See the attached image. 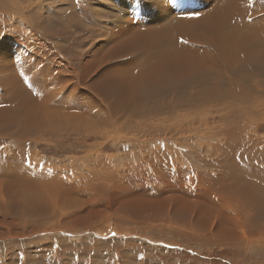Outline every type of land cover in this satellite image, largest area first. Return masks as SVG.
<instances>
[{"label":"rangeland","instance_id":"1","mask_svg":"<svg viewBox=\"0 0 264 264\" xmlns=\"http://www.w3.org/2000/svg\"><path fill=\"white\" fill-rule=\"evenodd\" d=\"M224 1L0 0V264H264V203L241 190H264V0L215 27L236 53L201 19ZM179 48L198 62L182 78ZM152 68V104L132 107ZM226 210L259 232L205 222Z\"/></svg>","mask_w":264,"mask_h":264},{"label":"bare ground","instance_id":"2","mask_svg":"<svg viewBox=\"0 0 264 264\" xmlns=\"http://www.w3.org/2000/svg\"><path fill=\"white\" fill-rule=\"evenodd\" d=\"M233 0H225L224 2H222L216 9H213V14L210 16V17H208V18H201V19H203L205 22H207L208 23V28H212V27H214L213 29H210L211 31H212V36H211V38H210V42H212L214 45L215 44H217V45H222L223 46V44H226V42H227V40H226V36L223 34V31H220V30H217V29H215V27L216 26H224V25H229L230 23H231V20L230 19H232L235 15H236V11H237V9H238V5L236 4V3H234V4H232L231 2H232ZM238 3V2H237ZM239 4V3H238ZM219 11H222L221 13H218ZM223 11L225 12V11H227V12H225V13H223ZM201 19H197V18H191V19H189L188 20V22L186 23V25H182V26H177L176 28H175V30H174V37L176 36V39H179L181 36L182 37H185V36H190V35H192L193 33H194V35H195V30H198V28H200V25H202L203 23L201 22ZM224 24V25H223ZM170 32H172V30L170 31ZM198 33V32H197ZM240 33V32H239ZM238 33V34H239ZM244 33V32H243ZM154 33H152V35H153ZM247 34V33H246ZM155 35V34H154ZM240 35V34H239ZM254 35V34H253ZM143 36V35H142ZM233 36V35H232ZM198 37V36H197ZM233 37H235V36H233ZM236 37H238V35L236 36ZM173 38V37H172ZM248 38V37H247ZM142 39V38H141ZM154 39H155V36H154ZM196 39V38H195ZM238 40V39H237ZM246 40V39H245ZM245 40H243L244 42H246ZM260 41V40H259ZM176 42H177V40H176ZM239 42V41H238ZM251 42V41H250ZM249 42V43H250ZM261 42H262V40H261ZM178 43V42H177ZM229 43V42H228ZM247 43V42H246ZM248 43V44H249ZM260 43V42H259ZM263 43V42H262ZM157 44H158V42H157ZM252 44V43H251ZM254 44V43H253ZM247 45V44H246ZM263 45V44H262ZM181 46V45H180ZM226 46H227V44L224 46L225 47V49H227L229 52H234V53H236V51H237V49L238 48H240V46L241 45H237V44H235L233 41H231V44L228 46V48H226ZM264 46V45H263ZM177 47H179V46H177ZM224 47H221V50L224 48ZM242 47V46H241ZM248 47V46H247ZM220 48V47H219ZM237 48V49H236ZM260 48V47H259ZM180 49H182V48H179V50H172V55L174 56V57H172V60L174 61V63H175V65H176V68H177V70H176V74H178V76H180V75H182V73H184L183 72V70L185 69V70H190V69H195V68H197V65H198V62L196 63V60L195 59H193L194 61H193V63H190V65L186 62V61H183L182 59L183 58H181V57H177V56H179V55H183V53H184V49H183V51L182 50H180ZM192 49H194V48H192ZM252 49H253V46H252ZM261 49V48H260ZM190 50V49H189ZM195 50H196V48H195ZM201 50V49H200ZM220 50V49H219ZM224 50V49H223ZM239 50V49H238ZM180 51H182V52H180ZM191 51V50H190ZM189 51V52H190ZM240 51V50H239ZM239 51H238V53H239ZM243 51V50H242ZM247 52H249L250 54H251V51H249V50H246ZM201 52V51H200ZM222 52V51H221ZM192 53H194V52H192ZM198 53V52H197ZM225 53V52H224ZM233 53V54H234ZM237 53V54H238ZM245 54H247L246 52H244ZM249 54V55H250ZM255 54V53H254ZM264 54V53H263ZM31 55V54H30ZM203 55V54H202ZM235 55V54H234ZM26 56H28V55H26ZM243 56V55H242ZM253 56V55H252ZM255 56V55H254ZM29 57V56H28ZM203 57V56H202ZM233 57V56H232ZM231 56H230V58H232ZM237 57V56H236ZM238 57H239V55H238ZM247 57V56H246ZM249 58V57H248ZM251 58V57H250ZM255 58H256V56H255ZM47 59V58H46ZM45 59V60H46ZM196 59H200V57H198V58H196ZM253 59V58H252ZM25 60V59H24ZM197 60V61H198ZM257 60V59H256ZM22 61V60H21ZM28 61V60H27ZM200 61V60H199ZM203 61V62H202ZM200 63H204V64H209V63H211V62H209V59L208 58H204L203 60H202ZM26 62V61H25ZM42 62V61H41ZM157 62H163L162 60H157ZM209 62V63H208ZM24 63V62H23ZM30 63V62H29ZM38 63V62H37ZM36 63V64H37ZM182 63L184 64V69L182 70L181 69V66H183L182 65ZM199 63V64H200ZM32 64H33V62H32ZM35 64V65H36ZM44 64H46V63H44ZM26 65V64H25ZM24 65V66H25ZM27 65H28V62H27ZM55 65V64H54ZM46 66V65H45ZM157 66H160L159 64H157ZM29 67H30V65H29ZM199 67V66H198ZM202 67V66H201ZM204 67H206V65L204 66ZM209 66L207 65V68H208ZM48 68H49V65H48ZM60 68L61 67H59L58 68V70H60ZM157 68H159V67H157ZM183 68V67H182ZM35 69V68H34ZM160 69V68H159ZM24 70H26V67H24ZM47 70V69H46ZM54 70V69H53ZM157 69L155 68H152V69H150L148 72H145V70H143L142 72H141V74H136V75H134V77H133V82L131 83V81H129V82H127V87H128V89L130 88V94H135V95H131V99H132V101H130L129 102V105H131L132 107H133V105H141V107L143 108V107H148V106H150L151 104H152V99L150 98V94L149 93H147V92H145V93H143L144 91H150L151 89H152V87L155 85V83H156V81H155V78L157 77V76H159L160 74H156V71ZM198 70V69H197ZM196 70V72L197 73H195L196 74V76H198V80L199 79H204L206 76H204V75H206L205 74V72H204V75H201L200 74V71H197ZM48 71H51V70H49L48 69ZM39 72V71H38ZM43 73V72H42ZM186 73H188V72H185V74ZM202 73V72H201ZM38 74V73H37ZM49 74H50V72H49ZM24 75V74H23ZM27 75V74H26ZM47 75V74H46ZM65 75V74H64ZM63 75V76H64ZM163 75V74H162ZM41 76V75H40ZM43 76V75H42ZM41 76V77H42ZM48 76V75H47ZM69 76V75H68ZM163 76H165V75H163ZM183 77H184V75H182ZM50 77V76H49ZM57 77V76H56ZM72 77V76H71ZM181 77V76H180ZM61 78V77H60ZM73 78V77H72ZM163 78H165V77H163ZM182 78V77H181ZM195 78V77H194ZM62 79H64V78H62ZM66 79V78H65ZM113 80H115V79H113ZM27 81H29V82H31V80L28 78L27 79ZM56 82V80H54V78H50V80L45 84V86H43V88H44V90L46 89V87L49 85V83L50 82ZM111 81V80H110ZM204 81V80H203ZM45 82V81H44ZM51 82V84H52V87L54 86L53 85V83ZM202 82V81H201ZM42 83H43V81H42ZM117 83V82H116ZM199 83H200V81H199ZM201 84V83H200ZM44 85V84H43ZM203 85V84H202ZM201 85V86H202ZM54 88V87H53ZM198 88V87H197ZM48 89V88H47ZM199 89V88H198ZM198 89H196L197 91H198ZM53 90V89H52ZM46 91V90H45ZM201 91V90H200ZM230 91V90H229ZM234 90H232L231 91V93L233 92ZM49 92H52L51 90H50V87H49V90H48V92L47 93H49ZM197 93H200V92H194L193 94H192V96H195V98L197 97L198 98V94ZM204 93H205V91L204 90H202V94L204 95ZM235 94V93H234ZM27 95V94H26ZM202 95V96H203ZM22 96V95H21ZM19 97V99L20 100H22V99H24V100H27L26 98H24V97ZM133 96V97H132ZM142 96H146L147 98L145 99V101H140V98L142 97ZM231 96L233 97V95L231 94ZM129 96H127V98H128ZM199 97H200V95H199ZM207 96H205V98H206ZM226 97H227V94H226ZM237 97H239V96H237ZM194 98V97H193ZM204 98V99H205ZM228 98H230V97H227V99ZM201 99V98H200ZM232 99H234V98H231V100ZM228 101H230V100H228ZM232 101H234V100H232ZM237 101V100H236ZM147 103H148V106H147ZM235 103V102H234ZM232 104V103H231ZM191 107V106H190ZM150 109H152V107H150ZM143 111V110H142ZM145 111V110H144ZM38 113V112H37ZM241 136V135H240ZM233 140V139H232ZM237 140V139H236ZM233 142V141H232ZM228 145V144H227ZM229 146V145H228ZM233 176V175H232ZM238 176V175H237ZM233 178V177H232ZM234 179H237V178H234ZM242 190V194H244V195H246V196H248L247 198H244L245 200H247V204L248 205H252L255 201H260L261 203H264V190L262 191V194H260V195H257L256 193L255 194H250V193H248L247 192V190H245V189H241ZM218 198H220V201L222 200V203H220V204H223V206H225V205H230V202L232 201V199H230V196L229 195H227L226 194V192H224L223 193V195L222 196H220V197H218ZM213 199V198H212ZM215 201H217V199L215 198ZM209 204V203H208ZM213 204V203H212ZM240 205V204H239ZM196 208V207H195ZM204 208V207H203ZM206 208V207H205ZM212 208V207H211ZM214 208V207H213ZM226 208V207H225ZM228 208V207H227ZM252 208V207H251ZM250 208V209H251ZM198 209V208H197ZM196 209V210H197ZM219 209V208H218ZM259 209V208H258ZM211 210V209H210ZM214 210V209H213ZM221 210V209H220ZM227 211V210H226ZM198 212H199V210H198ZM204 212H206V211H204ZM209 212V211H208ZM208 212H207V214H208ZM218 212H219V210H218ZM223 212H225V211H223ZM202 213V212H201ZM212 213V212H211ZM211 213H209V214H211ZM215 212H213V214H214ZM260 213V212H259ZM197 214V213H196ZM204 214V213H203ZM202 214V215H203ZM255 214V213H254ZM206 215V214H205ZM216 215V214H215ZM218 215V214H217ZM216 215V216H217ZM220 215V214H219ZM218 215V216H219ZM197 216H199V215H197ZM248 217H247V219L245 220L244 219V214L242 215V217H241V215L240 214H234V212L233 211H227L226 212V215L224 214L219 220L220 221H218V222H215L214 220H212V219H210V217H213V216H209V218L208 219H206L205 220V222H208V224L210 225V227L211 228H215V225H216V227L218 228V230L222 233V234H224L225 236H230V237H232L233 239H237L239 242H242L243 243V241H244V239L245 238H248L249 237V234H253V233H256V232H259V231H256V230H254L253 228H252V225H251V221H252V214L250 213V211H249V213H248V215H247ZM205 217V216H204ZM208 217V216H207ZM206 217V218H207ZM203 218V217H202ZM261 218V217H260ZM200 219V218H199ZM199 221V220H198ZM264 223V222H263ZM260 234H263L262 232H260ZM230 237H228V238H230Z\"/></svg>","mask_w":264,"mask_h":264},{"label":"snow or ice","instance_id":"3","mask_svg":"<svg viewBox=\"0 0 264 264\" xmlns=\"http://www.w3.org/2000/svg\"><path fill=\"white\" fill-rule=\"evenodd\" d=\"M249 2H251V0H249ZM191 15L194 17H198L200 15V13L199 12H193ZM181 42L187 43V41H184L183 38H181ZM29 162H30V160H29ZM113 235H115V233H113ZM169 247H171V245H169Z\"/></svg>","mask_w":264,"mask_h":264}]
</instances>
